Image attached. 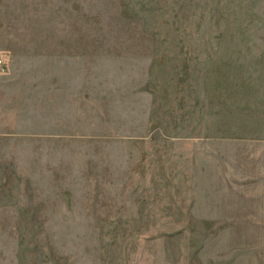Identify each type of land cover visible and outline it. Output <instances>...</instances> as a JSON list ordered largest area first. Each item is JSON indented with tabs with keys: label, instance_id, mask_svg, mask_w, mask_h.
Returning <instances> with one entry per match:
<instances>
[{
	"label": "rangeland",
	"instance_id": "374dc122",
	"mask_svg": "<svg viewBox=\"0 0 264 264\" xmlns=\"http://www.w3.org/2000/svg\"><path fill=\"white\" fill-rule=\"evenodd\" d=\"M0 30V264H264V0H0Z\"/></svg>",
	"mask_w": 264,
	"mask_h": 264
},
{
	"label": "built area",
	"instance_id": "2783aa9c",
	"mask_svg": "<svg viewBox=\"0 0 264 264\" xmlns=\"http://www.w3.org/2000/svg\"><path fill=\"white\" fill-rule=\"evenodd\" d=\"M9 64V57L6 55H0V74L6 73L8 71Z\"/></svg>",
	"mask_w": 264,
	"mask_h": 264
},
{
	"label": "crops",
	"instance_id": "0c3cea01",
	"mask_svg": "<svg viewBox=\"0 0 264 264\" xmlns=\"http://www.w3.org/2000/svg\"><path fill=\"white\" fill-rule=\"evenodd\" d=\"M1 34H2V33H1V30H0V39H1ZM8 45H9V46H8ZM0 47H1V46H0ZM6 47H7L8 49L11 48V46H10L9 43L7 44ZM3 52L10 53V52H8V51H3ZM10 54H11V53H10ZM19 73H20V71H13V73H12V75H10V77H12L13 74H14V77L17 78V77H19V75H18ZM27 73H28V72H27ZM24 74H25V73H24ZM30 74H31V75L25 74L24 76H25V77H28V76H29V77H32V76L34 77V76L36 75V74H34V73H30ZM20 76H22V75H20Z\"/></svg>",
	"mask_w": 264,
	"mask_h": 264
}]
</instances>
